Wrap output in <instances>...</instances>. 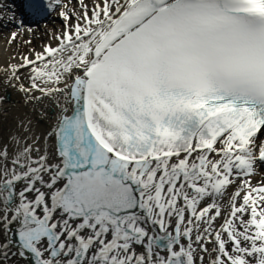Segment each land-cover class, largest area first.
Instances as JSON below:
<instances>
[{"label": "snow or ice", "instance_id": "obj_1", "mask_svg": "<svg viewBox=\"0 0 264 264\" xmlns=\"http://www.w3.org/2000/svg\"><path fill=\"white\" fill-rule=\"evenodd\" d=\"M23 7L59 24L0 62V264H264V0Z\"/></svg>", "mask_w": 264, "mask_h": 264}, {"label": "rangeland", "instance_id": "obj_2", "mask_svg": "<svg viewBox=\"0 0 264 264\" xmlns=\"http://www.w3.org/2000/svg\"><path fill=\"white\" fill-rule=\"evenodd\" d=\"M6 4L8 5L9 2L6 3ZM6 4L4 5V8L2 10H0L1 11L0 14L11 15V13H12L11 11L5 12L7 10L5 8ZM43 20L47 22L48 30H51V28L53 26H58V24H59L58 20H56V22H55V18L54 17L49 18V19L44 18ZM6 28H8V29L6 30ZM6 28L5 27H0V33L1 34L2 33L7 34V33H10L11 31H16L17 30L14 25H8V27H6ZM27 39H31L32 40V45L31 46L37 48L38 46L43 44L44 40L46 39L45 31H41L39 35H36V36H34L32 38H25L23 35H21L20 36V41L18 43H16L15 45H13L14 51H16V52H20V51L26 52L28 46L24 44V40H27Z\"/></svg>", "mask_w": 264, "mask_h": 264}, {"label": "bare ground", "instance_id": "obj_3", "mask_svg": "<svg viewBox=\"0 0 264 264\" xmlns=\"http://www.w3.org/2000/svg\"><path fill=\"white\" fill-rule=\"evenodd\" d=\"M15 1L18 2V0H0V10H2V9L4 8V5H5L6 3L9 2V4L5 6V8H7L8 11H11V9H12V11H14V8H12L11 6H13V3H15ZM10 8H11V9H10ZM12 11H11V12H12ZM0 12H1V11H0ZM26 22L28 23V25H29L30 27H32L33 30L35 29V28L31 25V23L29 24L30 20H27ZM55 22H56V19H55ZM41 23H43L42 20H41ZM43 24H44V23H43ZM7 29H8V28H6V30H7ZM45 29H46V28H45ZM6 30H5V31H6ZM35 30H36V29H35ZM42 31H45V30H42ZM9 34H10V33H7V34H5V33H2V34H1V33H0V62H3L4 59H5V57L11 55L12 52H16V51H14V47H13V45H15L16 43H14L10 48H9V46H8L7 43H6V38L9 36ZM21 35H25V33H22ZM25 36H26V35H25ZM19 41H20V40H19ZM46 41H47V36H46V39L44 40V43H45ZM37 48H39V46H38ZM6 49H8V50L6 51ZM8 94H9L11 100H13V101L18 100V97L16 96V94H15L14 92H12L11 90L9 91Z\"/></svg>", "mask_w": 264, "mask_h": 264}]
</instances>
